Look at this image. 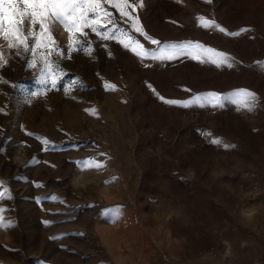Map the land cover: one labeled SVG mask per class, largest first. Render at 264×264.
Listing matches in <instances>:
<instances>
[{
    "label": "rangeland",
    "instance_id": "374dc122",
    "mask_svg": "<svg viewBox=\"0 0 264 264\" xmlns=\"http://www.w3.org/2000/svg\"><path fill=\"white\" fill-rule=\"evenodd\" d=\"M129 3L159 45L106 7L145 49L199 42L231 67L141 59L119 32L85 29L89 47L53 55L61 79L33 95L40 65L0 39V264H264V0ZM241 88L258 95L251 112L230 98ZM209 93L220 104L188 103Z\"/></svg>",
    "mask_w": 264,
    "mask_h": 264
},
{
    "label": "snow or ice",
    "instance_id": "6c2138e0",
    "mask_svg": "<svg viewBox=\"0 0 264 264\" xmlns=\"http://www.w3.org/2000/svg\"><path fill=\"white\" fill-rule=\"evenodd\" d=\"M211 2V0H208ZM106 5L115 8L125 23L131 21L135 32L141 33L146 39L151 40L152 44L159 45L161 42L142 31V27L138 26V16L133 13L143 4L133 5L129 0H0V39L7 42V49L15 50L16 56L22 54L27 55L26 66L28 68H36L40 65L38 76L43 86L39 92L33 95L42 94L50 84L55 88L61 77L56 76L57 71H62L59 64L52 59L53 55L64 58L70 55L72 51H83L89 47L86 41L77 39L78 36H88L85 29H90L92 33L101 36L103 39H115L116 33L126 36L129 43H124L125 48L135 53L141 59L150 56L154 60H174L180 56H190L193 59L200 60L205 63H212L217 66L229 63L230 57L224 52H220L214 48L206 47L199 42H183L180 44H165L164 47L157 51L145 49L139 41L131 36L130 32H124L116 23L115 18ZM131 10V11H130ZM126 18V19H125ZM201 26L205 28H216L220 32L225 33L226 29L221 27L212 19L198 17ZM103 22V23H102ZM59 23L69 33V43L60 48L54 39L52 26ZM108 25H115L113 29H108ZM104 28V31H101ZM249 29H241L240 32ZM228 35H239V32H228ZM134 44L135 46H132ZM3 47L0 45V68L8 64ZM115 88V85H112ZM241 109L249 112L253 111L258 101L257 93L250 89H237L230 97ZM163 100V97H160ZM221 95L218 93H209L206 96H197L193 101L188 103H200L201 101L217 105L221 102ZM169 104H178L180 101L167 100ZM2 111V110H0ZM33 135L32 133H28ZM217 145L229 146L222 139L212 141ZM86 167H102V164L93 163L85 164ZM0 199L8 196L7 189L3 187V181H0ZM4 209L0 208V227H10L11 221H4Z\"/></svg>",
    "mask_w": 264,
    "mask_h": 264
}]
</instances>
